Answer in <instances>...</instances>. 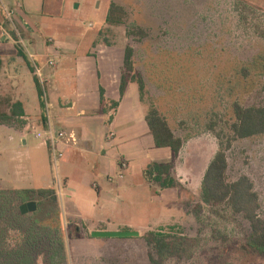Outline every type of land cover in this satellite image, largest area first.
<instances>
[{
	"label": "rangeland",
	"instance_id": "rangeland-1",
	"mask_svg": "<svg viewBox=\"0 0 264 264\" xmlns=\"http://www.w3.org/2000/svg\"><path fill=\"white\" fill-rule=\"evenodd\" d=\"M21 1L0 0V114H10L11 104L19 100L38 104L34 81L38 77L32 72L36 64H48L53 57L57 64H66L60 61L62 50H48L49 39L62 46L69 41L67 49L82 55L100 34L101 45L116 52L119 64H123L125 49H134L133 76L145 83L142 103L147 116L156 109L184 141L178 157L169 161L182 187L158 192L145 183L140 167L133 165L134 176L142 183L120 194L114 203L99 201L95 180L83 182L78 175L72 180L73 187L79 185L77 193L69 197L63 158L55 164L50 150L39 148L32 139L20 148L19 130L24 122L11 119V125L0 124V193L13 198L8 211L0 213V264H26L29 257L33 264H151L149 254L160 259L146 241L96 238L89 231L138 232V227L168 219L174 221L153 232L174 236L182 254L163 264H264V255L248 246L251 229L243 216L227 205L209 207L202 200V182L210 162L220 143L224 148L231 144L226 151L228 181L249 177L264 217V135L235 139L232 131L235 104L264 107V0H45L31 5L40 10V17L27 10L30 5L22 10L32 24L40 23L41 33L35 37L30 24L18 17L10 20L5 13V8L18 7ZM113 3L127 12L121 25L107 23ZM135 27L146 37L130 36ZM72 62L75 58L68 63ZM46 82L41 83L45 101ZM65 148L60 146L61 151ZM19 150L23 164L16 153ZM26 151L31 161L26 160ZM20 166L25 170L20 169L23 173L18 175ZM44 177L59 191L56 200L36 195L16 198V191L46 187ZM32 201L38 203V210L21 215L20 206ZM175 203L182 213L170 208Z\"/></svg>",
	"mask_w": 264,
	"mask_h": 264
},
{
	"label": "crops",
	"instance_id": "crops-1",
	"mask_svg": "<svg viewBox=\"0 0 264 264\" xmlns=\"http://www.w3.org/2000/svg\"><path fill=\"white\" fill-rule=\"evenodd\" d=\"M44 1L22 0L18 7L11 8L16 10L15 17H18L27 26L29 24L32 26V37L41 33L40 23L36 20L32 24L29 21L30 15L22 10L26 8L25 5H30L27 10L30 13L35 11L36 16L40 17L38 15L40 10L37 11V7L31 5L42 4ZM32 14L35 13L32 12ZM28 31L27 29V33ZM99 37L100 34L91 39L90 49L82 55L74 53L70 48L67 49L68 39H66L68 41L66 45L62 46V43H57L62 50L60 61L64 63L66 61V64H56V68H52L53 70L49 69L48 64H36L38 68L44 71L46 81L49 83V90L46 93V113L39 105V96L38 104L31 105L33 106L32 111L31 106L25 100L17 102H21L24 106V117L30 119L38 128H44L50 119L57 130L75 131L79 136V146L77 148H65L62 159L65 165L63 170L64 186L69 191V197L77 193L76 187L79 185L73 187L72 180L73 175H78L83 182L88 179L95 180L93 188L96 189L99 201L107 199L108 202L114 203L117 199L119 200L120 194L129 193L133 186L138 185V182L139 184L142 183L140 178L138 181V178L134 176L133 165L140 167L145 183L157 190L146 177L147 167L152 163L169 162L173 158V154L170 149H158L156 147L154 137L147 124V112L142 103L144 93H141L140 88L135 83H130L121 98L120 86L124 64H119L117 57L114 58L116 52L112 48H104L101 45ZM50 49L48 46L49 51ZM72 58H75V62L69 64L68 62ZM12 74V77L16 79V74L14 72ZM101 90H104L106 100L104 106L101 104ZM112 101L119 102V106L115 110H111L109 102ZM36 106L39 107V112L38 110L35 111ZM104 108L111 110L109 114L103 112ZM19 134H21L20 142L22 145L20 148L27 147L30 139L38 142L39 148H45L27 130L26 123L20 128ZM16 153L21 160L20 164H23L22 150ZM25 157L26 160L31 161L29 151H26ZM121 161H127L129 164V169L123 179L118 178L121 173ZM36 166L38 169L41 168L39 158L36 159ZM20 169L24 172L25 166L19 167L18 175L23 173L20 172ZM37 174L41 177L40 172ZM43 179L46 187L23 190L54 189L58 194L59 191L55 188L53 181H45V177ZM167 190L171 189L164 191ZM180 195L181 193H179V201H181ZM176 205L177 203L170 208L174 207L173 210L176 208L182 213ZM168 220L167 223L162 221L146 228L138 227L137 231L141 233V237L137 239L145 241L144 237L150 231L153 232L154 229L174 221V219ZM109 231L113 230L106 228L90 229L89 234ZM115 232L125 231L116 230ZM145 253L147 254L148 250H145Z\"/></svg>",
	"mask_w": 264,
	"mask_h": 264
},
{
	"label": "trees",
	"instance_id": "trees-1",
	"mask_svg": "<svg viewBox=\"0 0 264 264\" xmlns=\"http://www.w3.org/2000/svg\"><path fill=\"white\" fill-rule=\"evenodd\" d=\"M127 16L126 10L116 4H111L107 23L109 25H121ZM130 36L145 38L146 33L139 27H135L129 32ZM21 56L27 60L28 57L20 52ZM124 68L121 78L120 95L125 94V90L130 83L137 82L141 93L145 91V83L133 76L135 72L134 49L127 47L124 55ZM3 61L0 57V73L2 71ZM35 73V69L32 68ZM36 88L40 100V105L44 112L46 111L45 91L38 78H35ZM104 90H101V104L106 105ZM111 110L117 109L119 102H109ZM105 108L103 112L109 114ZM234 114L236 123L232 126L235 139H251L253 137L264 135V107H243L240 104L234 105ZM25 116L24 106L21 102L11 104L10 114H0V124L11 125V119ZM112 120V118H110ZM147 124L154 137L155 145L158 149H170L173 159L180 154L184 141L175 135L169 127L167 121L162 118L156 109H152L146 118ZM230 143V142H229ZM231 147H223L220 143L219 152L210 162L202 182V200L206 206L220 207L227 205L235 214L243 216L250 225V237L248 246L254 251L264 255V217L260 212L262 209L260 196L255 190V185L247 176H241L235 182H229L228 160L226 151ZM173 163H152L147 167L146 177L152 185L157 187L156 191L166 189L180 188L181 182L173 175ZM57 192L54 189L42 190H23L16 191L17 199L22 200L25 195H36L46 200H56ZM13 198L9 195L0 193V213L3 216L8 211V205ZM21 214V213H20ZM20 217V216H19ZM18 218V217H16ZM149 248L153 249L160 260L154 259L149 254L151 264H163L169 258L180 257L182 254V245L176 242L174 236L166 235L162 230L150 232L144 237ZM184 239H182L183 241ZM57 242V241H55ZM183 242H181L182 244ZM30 245V242H28ZM26 256L22 253L19 256ZM20 257L19 259H22ZM27 258V257H26ZM22 261V260H21ZM26 264H33L31 257L27 258Z\"/></svg>",
	"mask_w": 264,
	"mask_h": 264
},
{
	"label": "built area",
	"instance_id": "built-area-1",
	"mask_svg": "<svg viewBox=\"0 0 264 264\" xmlns=\"http://www.w3.org/2000/svg\"><path fill=\"white\" fill-rule=\"evenodd\" d=\"M4 10H5V13L7 14V17L10 20H12V18L15 17L16 15L15 9L5 8ZM49 43H51L49 47L55 53L60 52L61 48L55 42V40L49 39ZM56 64H57V57H53L52 59H49L48 66L50 68H53V69L56 68ZM34 74L39 78L42 84L46 82L44 71L41 68H38L36 66ZM47 110H48V106H47ZM20 119L24 123H26L27 130L32 133L34 138L37 141L41 142V145H43L44 147L50 150L52 160L54 161L55 164H57V162L64 157L65 152L60 150V146H64L66 148H77L80 144L79 136L77 135L75 131H69L65 129L57 130L53 126L50 119L48 120V123L46 124L44 128H38L28 118L20 117ZM128 169H129L128 162L121 161L120 163L121 173L118 176V178L123 179Z\"/></svg>",
	"mask_w": 264,
	"mask_h": 264
},
{
	"label": "water",
	"instance_id": "water-1",
	"mask_svg": "<svg viewBox=\"0 0 264 264\" xmlns=\"http://www.w3.org/2000/svg\"><path fill=\"white\" fill-rule=\"evenodd\" d=\"M21 215H26L28 213H35L38 210V203L35 201L22 204L20 206ZM93 237L96 238H129V237H141L140 232H93Z\"/></svg>",
	"mask_w": 264,
	"mask_h": 264
}]
</instances>
